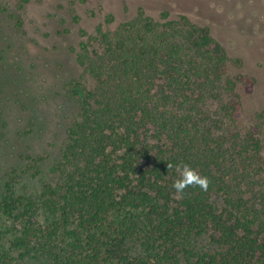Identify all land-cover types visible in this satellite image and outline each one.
Masks as SVG:
<instances>
[{"label":"trees","instance_id":"trees-1","mask_svg":"<svg viewBox=\"0 0 264 264\" xmlns=\"http://www.w3.org/2000/svg\"><path fill=\"white\" fill-rule=\"evenodd\" d=\"M84 36L58 154L27 147L0 181V264H264V127L241 125L242 59L167 10ZM180 162L207 191L177 195Z\"/></svg>","mask_w":264,"mask_h":264},{"label":"rangeland","instance_id":"rangeland-1","mask_svg":"<svg viewBox=\"0 0 264 264\" xmlns=\"http://www.w3.org/2000/svg\"><path fill=\"white\" fill-rule=\"evenodd\" d=\"M139 8L154 17L165 10L186 14L209 26L242 59L231 73L256 78L243 96L241 125L262 113L264 127V0H0V117L8 124L0 134V181L27 147L35 155L58 154L76 101L69 85L82 73L80 42Z\"/></svg>","mask_w":264,"mask_h":264},{"label":"clouds","instance_id":"clouds-1","mask_svg":"<svg viewBox=\"0 0 264 264\" xmlns=\"http://www.w3.org/2000/svg\"><path fill=\"white\" fill-rule=\"evenodd\" d=\"M173 168L178 174V178L173 182L172 187L178 196L189 187H199L203 191L208 190L209 179L206 176H201L190 165L183 162L177 164L167 163V169L171 170Z\"/></svg>","mask_w":264,"mask_h":264}]
</instances>
